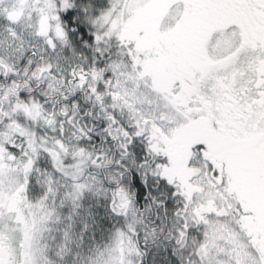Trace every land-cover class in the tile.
<instances>
[{
	"label": "snow or ice",
	"instance_id": "6c2138e0",
	"mask_svg": "<svg viewBox=\"0 0 264 264\" xmlns=\"http://www.w3.org/2000/svg\"><path fill=\"white\" fill-rule=\"evenodd\" d=\"M125 245L264 264V0H0V264Z\"/></svg>",
	"mask_w": 264,
	"mask_h": 264
},
{
	"label": "clouds",
	"instance_id": "9594fccd",
	"mask_svg": "<svg viewBox=\"0 0 264 264\" xmlns=\"http://www.w3.org/2000/svg\"><path fill=\"white\" fill-rule=\"evenodd\" d=\"M152 103L155 105L157 103L156 99L153 98L152 99ZM145 114L149 116V119L151 120L153 117H155V119L157 120V126H158V129H159V134L162 136L163 133H164V129L171 126V119H165L164 117L165 116H169L170 114L167 113V111L164 109V105H163V102L161 101L160 102V107L159 109H151L149 110L148 108H145ZM158 113V114H157ZM194 168H196L197 166H193ZM205 175H208L207 173H205ZM203 180V177H200V178H194L192 180V183L194 185H199L201 183V181ZM106 243V241L101 238L100 240L98 241H90L89 244L92 246V247H95L97 246L98 244H104ZM141 241H138L135 239V237L132 238V245L135 247V246H139L141 245ZM123 257H124V260H125V264H139V260L137 259H134L133 255L129 254L128 251H127V245H125V248H124V252H123Z\"/></svg>",
	"mask_w": 264,
	"mask_h": 264
},
{
	"label": "trees",
	"instance_id": "16d2710c",
	"mask_svg": "<svg viewBox=\"0 0 264 264\" xmlns=\"http://www.w3.org/2000/svg\"><path fill=\"white\" fill-rule=\"evenodd\" d=\"M197 141V140H196ZM192 147H195V142L190 141L187 145L183 142L177 145L176 147V158L178 163L182 164L186 155L190 153ZM249 189V188H248Z\"/></svg>",
	"mask_w": 264,
	"mask_h": 264
},
{
	"label": "rangeland",
	"instance_id": "374dc122",
	"mask_svg": "<svg viewBox=\"0 0 264 264\" xmlns=\"http://www.w3.org/2000/svg\"><path fill=\"white\" fill-rule=\"evenodd\" d=\"M193 142H195V147H192L191 148L190 153H193L194 154L195 148H196V143H198L199 141L198 140L196 141V139H193Z\"/></svg>",
	"mask_w": 264,
	"mask_h": 264
},
{
	"label": "flooded vegetation",
	"instance_id": "af4514ba",
	"mask_svg": "<svg viewBox=\"0 0 264 264\" xmlns=\"http://www.w3.org/2000/svg\"><path fill=\"white\" fill-rule=\"evenodd\" d=\"M248 192H249V195H252L253 194V190L250 187L248 189Z\"/></svg>",
	"mask_w": 264,
	"mask_h": 264
}]
</instances>
